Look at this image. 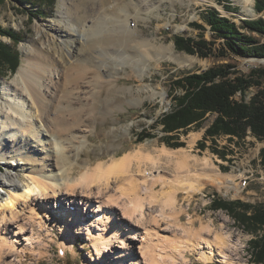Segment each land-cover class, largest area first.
Listing matches in <instances>:
<instances>
[{
    "label": "rangeland",
    "instance_id": "374dc122",
    "mask_svg": "<svg viewBox=\"0 0 264 264\" xmlns=\"http://www.w3.org/2000/svg\"><path fill=\"white\" fill-rule=\"evenodd\" d=\"M105 1L107 4H104ZM121 1L123 0H66L63 6L62 0H56L54 12H50L49 8L40 7L41 5L38 4L31 5L16 0H0V27L10 32L18 41L20 40L16 42L6 34L0 35V43L8 47L0 53V113L7 106L6 98H12L11 95L8 96L5 93L3 88L8 84L14 86L15 79L19 81L16 74L21 67L28 68V62L32 56L31 48L33 46L41 47L43 44L59 38V36L54 35L53 29L64 26L63 17L61 19L57 15L60 9L65 13V20H73L79 15L85 21L90 22L94 17L95 20H93L100 21L99 24L106 31V28L111 25L108 7L117 5ZM256 1L258 0H252L249 3L252 13L248 14L245 11L246 4L241 0H152L153 4L158 6L154 13L147 16L145 12H142L140 16H136L137 18L130 19L133 29H136L138 34L148 38L151 43L149 62H146L149 66H146L143 78H141V72L134 71L128 64L126 56L130 53H127V48L112 47L113 49L111 48V51L108 52L109 55L105 57H100L96 53L94 54L95 57L92 54L93 60L98 61L97 63L106 68L100 75V84L98 83L99 86L90 101V104L93 105L90 110L92 114H95V120L91 123L90 134L87 133L90 136L89 146L83 149L82 154L77 159L70 158L72 163L76 160V169L74 170L76 172L73 173V176L77 178L81 176L80 167H83L85 160L88 161L89 166L95 167L98 164L108 165L111 159L120 158L127 153L139 154L141 152L139 155L142 156L143 154L142 158L148 156V160L143 161V169H147L148 174L146 175L148 176L146 178L150 181L148 184L151 193L146 194L147 184L136 174L133 176L132 184L127 181L118 183V194L116 195L121 201L114 197L115 199H113L116 200L114 204L120 205L121 202V208L130 206L132 211L133 198L131 195L134 198H148L149 204L152 205V208L149 209H154V211L156 209L153 213L154 216L160 214V210L167 214L163 218L161 217L162 220L158 217L156 225L152 224L157 226L154 228V232L158 235L163 233L162 235L167 237L162 238L168 241L166 239L169 237L172 243L174 240L183 242L184 238L188 237L187 234L190 235L191 233L190 238L194 234L198 236L197 239L205 237V235H200L199 230L202 225H208L214 231L225 232L233 239V242H237L240 246L239 264H256L253 263L250 252V241L255 239L257 235L253 232L248 217L254 214V208L264 206V166L261 163L264 139L260 140L250 132L244 139L229 138L228 136L216 137V140L211 137L206 138V130L212 125L216 117L212 114L207 115L200 127H191L187 132L180 130L178 133L171 134L164 131L161 119L173 111L176 106V99L184 94L182 88L175 87V82L189 74L201 73L223 65L233 67L239 76L248 75L255 68H264V59L231 55L225 49L224 39L217 38L209 24L208 13L211 12L218 13L220 17L229 19L240 27L243 20L264 19V12L259 13L255 8ZM126 9V7L123 8L124 13ZM131 11L136 14V10L132 9ZM178 27H185V29L180 32ZM241 29L243 34L251 36L259 43H264V36L251 33L244 28ZM178 37L192 38L197 41L204 40L210 43L211 55L202 58L198 54H189L180 50L176 44ZM89 38V36H85V40ZM171 45H173L178 59L176 61L168 58V51L162 48L163 46L167 49ZM92 50L89 48L90 52ZM14 52L20 55V64L15 71H12L16 62L13 56ZM166 54H168L167 57ZM189 57H193L195 60L191 61L188 59ZM140 66L141 68L144 67L143 62H140ZM13 86L10 87L11 90H14ZM143 87L149 88V92L143 91ZM163 91L166 93L164 100L159 96L152 97L153 92ZM256 92L257 88L255 87L249 89L246 100L249 101ZM241 97L242 95L239 93L236 99L240 100ZM66 125V122L59 120L56 122V130L66 133L63 131ZM64 136L66 135H62V137ZM43 137L46 138V135ZM80 143H76V145H82ZM177 143L181 146H172ZM165 147L174 152L171 155V160L161 155ZM180 157L185 159V168L177 166V160ZM154 158L157 161L156 164H152ZM149 159H152V162ZM10 161L14 163V166L8 165V160L0 158V178L4 179L6 183L10 179H14L21 187L26 186L29 180L21 165L25 161L21 160L20 165H18V161ZM134 170H136V166H134ZM212 176H219V179L223 181L222 186H219L216 181L215 183L213 180L209 181L208 179ZM9 184L0 183V195H3L4 198L8 197L9 192H14V188H10ZM192 184H198L199 190L192 193L191 196L183 193L184 191L178 193L175 207L177 213L172 214L171 209L164 204L167 195L176 188ZM129 187L132 188L133 194ZM125 191L131 194H127ZM164 194L166 195L165 199L161 198L165 196ZM152 196L156 198L151 199ZM107 199L113 203L111 198ZM57 201L54 198L48 201V205L51 203L52 206L57 207L54 211L56 214L62 211H57L60 208H70L68 210L75 211V207L70 206V202L65 201L64 203L63 201L60 203ZM216 202L229 203L228 205L235 209L234 213L227 208H216ZM40 209L43 210L42 212L49 210L45 206L40 207ZM79 210L83 211V214L86 212L83 205L80 206ZM29 213L30 209L26 205L20 216L26 218ZM35 215H38V212H35ZM39 218L48 222L44 215L40 214ZM159 226H168V228L171 226L170 231L162 232ZM188 228H193L197 232L193 229L191 232H186ZM70 229V235L77 237L74 242V249L66 251L61 249L62 234L58 228H52L50 235L42 230L39 241L34 244V250L26 254L22 263L87 264L90 262L89 264H99L91 260L95 252L92 243L85 237L84 230L83 233L75 234L74 228L70 227ZM11 230L17 232L16 227L12 226ZM225 233L223 234L225 235ZM1 235L12 236V231L9 233L4 231ZM163 244L160 243L161 247L159 246L158 249L165 247V251L163 249L162 252L168 253V257L174 252L179 261H185L187 264H202L199 255H196L197 252L191 253L181 249L180 252L183 253L180 254L178 251H174V246L169 248L170 251L168 249L170 246L165 244L163 246ZM210 264L224 263L213 261Z\"/></svg>",
    "mask_w": 264,
    "mask_h": 264
},
{
    "label": "bare ground",
    "instance_id": "6f19581e",
    "mask_svg": "<svg viewBox=\"0 0 264 264\" xmlns=\"http://www.w3.org/2000/svg\"><path fill=\"white\" fill-rule=\"evenodd\" d=\"M62 1L64 6L66 0ZM241 1L246 4L245 11L248 14L252 13V9L249 8L252 0ZM125 2L126 0H123L117 5L108 7L111 25L106 28V31L99 24L100 21H94V17V20L90 22L79 15H76L77 17L73 20H65V13L60 9L57 15L61 19L63 17L64 26L53 29L54 35L59 38L41 47L33 46L28 68L21 67L16 74L21 82L15 79L14 86L8 84L3 88L12 98H6L7 106L0 113V158L8 160L10 166H14L10 160L18 161V165L21 160H24L25 162L21 165L27 173L29 182L21 187L14 179H10L7 183L10 182L9 187L14 188V192H9L7 198L0 195V264H23L22 259L34 250V244L39 241L42 230L50 235L52 228H58L62 234L61 249L63 251L74 249L77 237L70 235V227L74 228L75 234L83 233L84 230L85 237L94 248L95 255L91 259L94 263L187 264L185 261H179L174 252L168 257V253H164L165 247L158 249L160 243H164L170 246L168 249L174 246V251L180 254L183 253L180 252L181 249L191 253L197 252L196 255H199L202 264H210L213 261L239 264L240 246L225 232H223L224 235L214 231L208 225H202L199 231L200 235L205 237L197 239L198 236L194 234L190 238L191 233L187 234L188 237L185 236L183 242L174 240L172 243L169 237L166 239L168 241L162 238L167 237L162 235L163 233L158 235L154 232L158 217L163 218L166 212L160 210V214L154 216L156 209L155 211L149 209L152 205L149 204L148 198H134L131 195L132 211L130 206L121 208V202L120 205L114 204L116 201L114 197L118 194V183L127 181L132 184L133 176L136 174L147 184L146 194L151 193L148 184L150 181L146 178L148 172L147 169H143V161H147L148 156L142 158L143 154L139 155L140 151V153L137 152L139 154L127 153L120 158L111 159L108 165L98 164L93 167L89 166L88 161L85 160L83 167H80L81 176L77 178L73 176L76 172L74 171L76 160L72 163L70 158L77 159L83 149L89 146L90 126L95 120V114H92L90 110L93 106L90 101L100 84V75L106 68L93 60L92 54L96 53L100 57H105L109 55L108 52L112 47L127 48V53H130L126 56L128 64L134 71L141 72V78L147 66L146 62H149L151 43L148 38L133 29L130 19L140 16L142 12L149 16L158 9V6L154 5L152 0ZM104 4L107 2L105 1ZM124 7L127 8L125 13ZM132 9L136 10V14H133ZM184 29L185 27H178L180 32ZM85 36L90 38L85 40ZM89 48L93 49L92 52ZM162 48L168 51V58L178 60L173 45L168 46L167 49L163 46ZM168 54L165 56L167 57ZM188 59L195 60L193 57ZM140 62H143L144 67L141 68ZM12 86L14 90L10 89ZM142 89L149 92V88ZM155 96L164 100L166 93L165 91L153 92L152 97ZM59 120L66 122L67 125L63 130L66 133L56 130V122ZM44 135L46 138L43 137ZM62 135L66 136L62 137ZM79 142L82 145L77 146L76 143ZM173 153L165 147L161 155L171 160ZM184 157L177 160V166L180 168L186 167ZM149 161L152 162V159ZM156 162L154 158L152 164ZM219 178V176H212L208 180H213L214 183L216 181L219 186H222L223 181ZM0 183L7 184L1 178ZM131 187L129 190L132 193ZM124 189L126 190V187ZM198 190V184L182 186L169 192L167 197L164 194L165 196L161 198L166 197L164 204L171 209L172 214H176V195L184 191L183 193L191 196ZM238 190L241 191V189ZM53 198L60 203L70 202V206L75 207V211L68 210L70 208H60L57 211H62L56 214L54 211L57 207L52 206L51 203L48 205V201ZM107 198H111L113 203ZM26 205L30 213L28 217L22 218L20 213ZM81 205L86 209L84 214L79 210ZM39 206H45L49 210L42 212ZM35 212H38V215H35ZM40 214L44 215L48 222L39 218ZM171 222L174 221L171 220ZM12 226L16 227L17 232L11 230ZM169 228L159 226L162 232L170 231ZM192 229L188 228L186 232H191ZM4 231L8 233L12 231V236L1 235Z\"/></svg>",
    "mask_w": 264,
    "mask_h": 264
},
{
    "label": "trees",
    "instance_id": "16d2710c",
    "mask_svg": "<svg viewBox=\"0 0 264 264\" xmlns=\"http://www.w3.org/2000/svg\"><path fill=\"white\" fill-rule=\"evenodd\" d=\"M31 5H41L54 12L56 0H16ZM256 10L264 12V0L256 1ZM209 24L217 38L224 39L225 49L233 56L244 58L264 59V43H259L251 36L241 32V28L251 33L264 36V19L243 20L241 27L235 22L220 17L211 12ZM6 34L19 42L10 32L0 27V35ZM177 47L189 54H198L202 58L211 55L210 43L178 37ZM212 45V44H211ZM8 47L0 43V53ZM15 57V71L20 64V55ZM184 90V94L176 99V106L170 114L161 119L164 131L167 133L185 132L191 127H200L208 114L216 115L212 125L206 130L205 137L213 138L228 136L229 138L244 139L250 132L258 139H264V68L252 69L248 75L239 76L230 65L210 68L201 73H193L175 82V87ZM257 92L246 100V94L251 88ZM241 99H236L237 94ZM177 137V135H175ZM177 139V138H176ZM175 140V139H173ZM180 147L178 143L172 145ZM218 152V151H216ZM261 163L264 166V149L261 152ZM217 203V204H216ZM216 208H227L234 213L229 203L216 202ZM245 207V206H244ZM252 229L257 235L250 241V252L253 263L264 264V206L254 208V214L248 217Z\"/></svg>",
    "mask_w": 264,
    "mask_h": 264
},
{
    "label": "built area",
    "instance_id": "2783aa9c",
    "mask_svg": "<svg viewBox=\"0 0 264 264\" xmlns=\"http://www.w3.org/2000/svg\"><path fill=\"white\" fill-rule=\"evenodd\" d=\"M243 184V183H242ZM243 186H244V184H243Z\"/></svg>",
    "mask_w": 264,
    "mask_h": 264
},
{
    "label": "water",
    "instance_id": "95a60500",
    "mask_svg": "<svg viewBox=\"0 0 264 264\" xmlns=\"http://www.w3.org/2000/svg\"><path fill=\"white\" fill-rule=\"evenodd\" d=\"M202 72H204V71H202Z\"/></svg>",
    "mask_w": 264,
    "mask_h": 264
}]
</instances>
